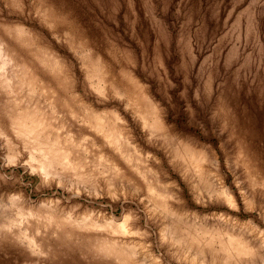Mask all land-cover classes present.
I'll return each instance as SVG.
<instances>
[{
	"label": "rangeland",
	"instance_id": "1",
	"mask_svg": "<svg viewBox=\"0 0 264 264\" xmlns=\"http://www.w3.org/2000/svg\"><path fill=\"white\" fill-rule=\"evenodd\" d=\"M0 264H264V0H0Z\"/></svg>",
	"mask_w": 264,
	"mask_h": 264
}]
</instances>
